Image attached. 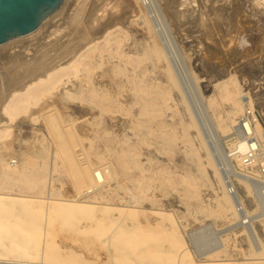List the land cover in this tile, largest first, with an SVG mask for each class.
Here are the masks:
<instances>
[{
  "label": "rangeland",
  "instance_id": "rangeland-1",
  "mask_svg": "<svg viewBox=\"0 0 264 264\" xmlns=\"http://www.w3.org/2000/svg\"><path fill=\"white\" fill-rule=\"evenodd\" d=\"M87 1L90 12L100 5L106 10L93 16L99 17L96 25L104 26V31L92 36L96 39L84 50L89 52L87 69L64 77L54 105L67 120L64 129L74 135H69L68 145L75 163L97 169L105 180L88 193L81 191L69 161L59 154L60 141L42 117L35 116L42 110L33 115L35 122L26 115L19 117L13 128L15 142L12 150H5L3 161L13 159L14 166L0 165V194L14 207L1 211L6 216L0 217V225L6 227H0L5 240L0 264H111L117 260L109 251L115 243L129 249L142 241L155 252L149 243L159 241L177 249L162 229L170 230L171 224L185 244L178 258L188 248L192 264L255 263L259 258L249 256L253 252L249 235L255 230L264 242V221L253 224L249 232L241 224L242 216L228 219L217 209L223 182L235 185L250 212L256 209L244 176L257 174L258 169L243 167L241 118L250 109L253 126L246 131L262 136L264 0H140L125 13L123 0ZM57 11L47 19L51 21ZM59 21L58 30L54 25L48 30L54 40L46 33L48 43L43 39L28 51L44 52V44L65 37L71 22ZM155 47L161 50L159 55ZM242 96L251 102L243 106ZM23 160L32 165L20 166ZM232 198L237 206L238 199ZM18 210L35 217L31 225ZM133 223L151 224L157 227L156 234L139 235L130 243L113 235L116 229L124 232L122 224ZM140 261L166 264L168 258L147 256Z\"/></svg>",
  "mask_w": 264,
  "mask_h": 264
},
{
  "label": "bare ground",
  "instance_id": "bare-ground-1",
  "mask_svg": "<svg viewBox=\"0 0 264 264\" xmlns=\"http://www.w3.org/2000/svg\"><path fill=\"white\" fill-rule=\"evenodd\" d=\"M83 1L84 2L81 3L78 0H65L64 3L62 4V6L60 7V9L57 11L56 15H53L54 17L51 18V21L52 20L55 21V19L58 18L57 22L61 19L63 20V18H64V20L65 19L68 20V18H69V23L71 22L69 26H72V27L71 28L69 27L70 30L68 32L67 31L68 30V28H67L68 24H67V26H66L67 30L65 29L66 30L65 32H68V33H64V31H63L65 37H63V34H62V36L59 38V40H57V41L55 40L54 42H52L50 40L51 38H52V40H54L55 38L49 37L48 34L50 31L48 32V30L51 29V27L53 25H54L53 28H55V26H56L55 30H58L59 28L57 27L58 24L55 25L57 22L56 23H54L53 21L51 22V21H49L50 20V18H49V19L44 20L43 23H41V25L37 29V31H35L29 35H26V36H28V40L22 39V37L24 38V36H22V37L14 38V39L10 40L9 42H7L3 45H0V46H2V49H0V71H1V73L4 72V75L0 73V94H1V96H0V98H1L0 99V123H1V125H0V149H3V151H0V165H4V166L9 165V168H10V166L11 167L14 166L13 165V159L9 162L8 161L3 162V161H5V158L7 157V155L5 154V152H6L5 150H8V149L12 150V148H11L12 144L11 143H13V141L15 142V136L13 134V132H14L13 128H15L18 125L19 117L22 118L23 117L22 115H26L24 117H29L28 121H34L35 122L34 117L39 116L37 119L42 117L43 124L45 125V127H47L52 133H55L54 136L57 138V140L60 141L59 152L62 151L61 152L62 154L59 152L58 153L60 155L64 154L63 156L65 157V159L69 161V162L67 161L69 163V164L68 163L67 164L69 166H71L70 169L73 168L72 171L74 172L73 174H75V176H74V181L76 183L75 186L79 187L80 190L83 188V190H81V191L88 193L89 191H92L91 189H96L97 185H99V183L101 182V181L99 182V180H105V177H103L104 175L100 171L98 172L97 169L90 168V167L83 168V167H80L79 165H77L75 163L76 157H75L74 152L72 151L71 147L68 145L69 144L68 138L71 135L72 136H74V135L71 133L69 128H67V129L65 128L66 131H69V133H67L68 135L64 133L65 132L64 127L67 125L66 124L67 120H66V118H63L64 115L61 116L60 112H57L55 105H54L55 100H56L55 98L58 95L59 88L63 84L64 77L68 76V75H72V74H75L78 76V72L80 71L81 68L87 69L88 63L86 60H89L88 59L89 52L88 53L86 52L87 54H85L84 50L86 49V46L90 45L97 38L96 37L97 34L104 31L103 30L104 26H98V24L96 25V23H99V17H97L95 19V18H93V16L98 15L99 11L105 12L106 10H103V8L100 5V7H98V9L93 7L91 12H90L89 10H87L88 1L87 0H83ZM76 2H77V4L79 2L77 7L75 5ZM114 2H115V0H114ZM122 2L127 4V5L123 4V5H125V7L122 10H124V13H125L126 9L129 7L134 9L133 8L134 2L135 3L140 2V0H123ZM171 3H173V2H171ZM109 5L110 4L108 3V6ZM73 6L75 7V9L74 8L72 9ZM110 6H112V5H110ZM137 6L140 7V5H137ZM139 7H138V9H139ZM71 9L73 10L72 14H70ZM133 11H135V10H133ZM139 11L142 12V10H139ZM89 20H91V21H89ZM49 22H51L53 24H51ZM146 22H147V20H146ZM66 23H68V22H66ZM60 25L62 26L61 23H60ZM51 32H54V34H55L54 29ZM58 32H60V31H58ZM46 33H47L48 37L50 38V39H48V40H50L48 46H46V44L48 43L46 41L47 39L46 40L44 39L46 37ZM65 34H67V35H65ZM50 36H52V35H50ZM92 36H95L96 38H94V37L92 38ZM100 37H103V36H100ZM56 38H58V37L56 36ZM25 39H27V38L25 37ZM43 39L45 40L44 43L47 42L46 44H44V46L47 47V49H45V48L43 49V47H42L43 45H42L41 47L43 50H45L44 52L35 51L36 53L35 52L31 53L30 51L33 50V49H31L32 48L31 46L34 45L33 47L35 48L36 45L39 44L40 42H42ZM42 44H43V42H42ZM3 46H5V47H3ZM155 46H156V44H155ZM37 47H39V45H37ZM41 47H40V49H41ZM157 47H159V46L157 45ZM16 49H19L20 51L17 52L18 50L16 51ZM21 49H23V50L27 49V51L31 49L30 51H28L31 53V56L27 55L30 53H26V55L28 56V58H27V56H25V53H22L23 51H21ZM158 49L159 48H156L155 51L159 55V53H161V50H158ZM37 50H38V48H37ZM93 50L94 51H91V53L92 52L95 53L94 48H93ZM10 52H15V54L13 55ZM81 56H84V58L82 59ZM1 79H2V82H1ZM83 84H84V82H83ZM82 85H80V87ZM77 89H79V88H77ZM108 89H110V88L108 87ZM234 90H231V94H233V92H235ZM112 94H111V96H112ZM61 96L63 98L62 94H61ZM61 96H59V97H61ZM103 96H104V93H103ZM241 98H242V100H240V101H241L243 106L248 105V103L251 102V98L249 96H242ZM68 99H66V101H64V100L63 101L66 103V102H68L67 101ZM70 99L72 100V98H70ZM57 100H59V99H57ZM234 100H237V99L235 98ZM105 104L106 103H104V105ZM60 105H61V103H60ZM83 105H85V104H83ZM92 106L93 105H91L90 107H92ZM38 107H40V108H38ZM37 108L39 110H36ZM61 108L63 109L64 107L62 106ZM62 109L60 110L61 113L63 112ZM92 109H94V108H92ZM36 111L37 112L41 111V112H39V115H35V114H37ZM33 115H35V116L33 117ZM26 120H27V118H26ZM69 121H71V120H69ZM64 122H65V125L63 124ZM245 127L247 128V130L249 132H251V128H250L249 124H246ZM228 128H226V129H228ZM263 135H264V133H263ZM16 138H18V137L16 136ZM247 140H248L247 138L244 140L245 144H246ZM246 147H247V144H246ZM58 149H59V147H58ZM245 150H246V148L243 149L242 155L244 154ZM128 159L130 160V158H128ZM242 162H243V158H242ZM14 163H16V162H14ZM19 163H20L19 165L23 166V167H27L29 165L30 166L32 165V162L30 160H23ZM34 163L35 162H33V164ZM98 168H101V167H98ZM6 169H8V168H6ZM98 170H100V169H98ZM102 182H104V181H102ZM223 186H224V195H223V197L221 196L222 198L220 197L221 199H219L218 209H217L218 213L221 216H224L228 219H233V220L234 219H239V220L242 219L241 214L239 213L237 206L235 204V201L232 198L233 196H231V194H230V189L228 187V184L223 182ZM11 200H12V198H11ZM27 200H29V199H27ZM34 203H35V200H34L33 204ZM101 207L102 206H100V208ZM8 209L14 210V207H12V205H10L8 198L3 197L2 194H0V217L6 216L4 214H1V211H3V210L7 211ZM72 209H73V207L70 206V208L66 210L67 213L70 212ZM18 211H20V210H18ZM18 214L20 215L21 219L23 221H25L28 225H31L32 221H34L33 219L35 217H32V215L27 216V215L21 213V211H20V213L18 212ZM132 214H134V213H132ZM229 215H231L230 218H229ZM7 217H9V216H7ZM7 217H5V218H7ZM11 221L13 222V220H11ZM4 223H5V221H4ZM241 224H243V223L241 222ZM3 225L1 224L0 227L5 228L6 225L5 224H3ZM9 225H11V224H8V226ZM12 225H14V224H12ZM103 225L104 224H102V226ZM122 225H123L122 230L124 232H120V230L116 229V230H114L113 235H115L117 239L122 240V241H127L128 243L131 242L132 238H140L139 235H141L143 238H145V237L150 238L154 233L156 234V231H157V227L152 226L151 224L144 225L142 223H133L132 227L126 226L125 224H122ZM171 225H172V227L170 230H168V228H166V227H163L162 225L161 226H162L163 231L167 232L170 241H172L176 245L177 249H172L171 246L165 248V246L163 244L159 243V241L158 242L152 241L149 243V246L155 250V252H152V251H149L147 249V247L143 244L145 242H142L141 241L142 239L141 240L139 239V242L141 241V243L133 244V245H131V248H129V249H125L126 246L123 247L122 245L115 243V248L113 250L110 249L109 251H110V257L111 258L115 257L117 260H115L116 263L112 262L111 264H140V262H141L140 260L142 258L147 257V256L148 257L153 256L154 258L155 257L161 258V256H163V255H166L168 258V262L166 264H192V263H189L188 257L190 255V251L187 250L188 248L186 250H183L181 253H179V258L177 257V253L179 252L180 249L181 250H182V248L184 249L183 245H185V244H184L183 237L179 233L178 228L176 226H174L173 224H171ZM243 227L245 228L246 226L244 225ZM252 228H254L253 225H252ZM1 230H3V229H1ZM3 232H4V230H3ZM249 238H250L252 248H253V252L249 256L256 258V259L259 258V260H257L255 263H252V264H264V242L262 240V237L260 238V236H258L256 231L254 230L253 234H251V236L249 235ZM122 241H120V242H122ZM136 241H137V239H136ZM4 242H5V240L2 237V234L0 231V245H2V243H4ZM111 246H112V243H111ZM7 250L12 251L13 248L9 247V249H7ZM218 257H219V255H218ZM154 261H155V259H154ZM215 264H227V263H215Z\"/></svg>",
  "mask_w": 264,
  "mask_h": 264
},
{
  "label": "built area",
  "instance_id": "built-area-1",
  "mask_svg": "<svg viewBox=\"0 0 264 264\" xmlns=\"http://www.w3.org/2000/svg\"><path fill=\"white\" fill-rule=\"evenodd\" d=\"M253 120L254 113L248 109L246 114L241 118V127L245 135L244 138L248 139L246 141L247 147L242 158L243 167L246 168V170L258 169L257 174L249 173V175L244 176V179H246L249 184L250 192L253 193L255 198L256 209L250 212L243 198L240 197L235 185L233 183L229 185L231 194L238 199L237 209L243 217L241 222L248 227L249 231L252 230L253 224L261 220L264 221V135L262 133V136L257 138L251 136L253 133L248 134L245 125L249 124L253 126ZM258 218H260V220Z\"/></svg>",
  "mask_w": 264,
  "mask_h": 264
},
{
  "label": "water",
  "instance_id": "water-1",
  "mask_svg": "<svg viewBox=\"0 0 264 264\" xmlns=\"http://www.w3.org/2000/svg\"><path fill=\"white\" fill-rule=\"evenodd\" d=\"M65 0H0V45L29 35Z\"/></svg>",
  "mask_w": 264,
  "mask_h": 264
}]
</instances>
